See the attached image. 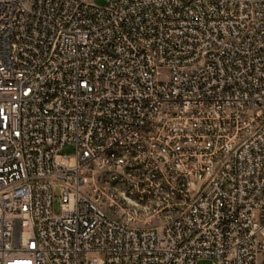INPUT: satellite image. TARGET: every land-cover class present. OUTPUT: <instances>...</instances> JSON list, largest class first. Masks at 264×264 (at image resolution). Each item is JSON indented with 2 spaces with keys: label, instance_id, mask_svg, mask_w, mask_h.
<instances>
[{
  "label": "built area",
  "instance_id": "2783aa9c",
  "mask_svg": "<svg viewBox=\"0 0 264 264\" xmlns=\"http://www.w3.org/2000/svg\"><path fill=\"white\" fill-rule=\"evenodd\" d=\"M201 260L264 264V0H0V264Z\"/></svg>",
  "mask_w": 264,
  "mask_h": 264
},
{
  "label": "rangeland",
  "instance_id": "374dc122",
  "mask_svg": "<svg viewBox=\"0 0 264 264\" xmlns=\"http://www.w3.org/2000/svg\"><path fill=\"white\" fill-rule=\"evenodd\" d=\"M92 4H94L97 7L103 8L105 6V0H90ZM65 155L72 156L74 154V148L67 147L65 148L64 152ZM55 212H59L58 205H56ZM197 264H214L213 261L210 260H201Z\"/></svg>",
  "mask_w": 264,
  "mask_h": 264
}]
</instances>
